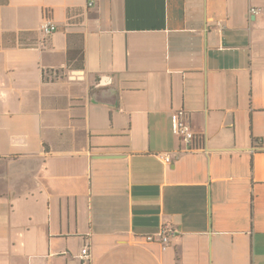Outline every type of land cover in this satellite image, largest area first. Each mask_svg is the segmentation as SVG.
Segmentation results:
<instances>
[{
	"label": "crops",
	"instance_id": "obj_1",
	"mask_svg": "<svg viewBox=\"0 0 264 264\" xmlns=\"http://www.w3.org/2000/svg\"><path fill=\"white\" fill-rule=\"evenodd\" d=\"M179 110L202 150H182ZM85 246L92 264H264V0L0 5V264Z\"/></svg>",
	"mask_w": 264,
	"mask_h": 264
},
{
	"label": "built area",
	"instance_id": "obj_2",
	"mask_svg": "<svg viewBox=\"0 0 264 264\" xmlns=\"http://www.w3.org/2000/svg\"><path fill=\"white\" fill-rule=\"evenodd\" d=\"M93 1L90 2L92 4ZM253 13L257 11L256 8H252ZM57 29V25L52 22L50 19H45L41 25V31L43 35L48 36L52 34ZM60 73H50L47 74L46 78L55 79L60 78ZM174 130L175 133L178 135L179 140L181 142L182 150L185 151H198L203 149L204 140L201 134H198L191 124L187 120V113L184 110H179L176 112L174 117ZM160 157H163L166 162H170L173 157L167 153L164 156L161 154ZM178 235V230L173 227L172 225H165L161 231L159 232L160 241L163 245L170 244L172 238ZM147 240H154L153 235H148ZM82 264H92L91 261V253L89 251V247L85 246L82 249Z\"/></svg>",
	"mask_w": 264,
	"mask_h": 264
},
{
	"label": "trees",
	"instance_id": "obj_3",
	"mask_svg": "<svg viewBox=\"0 0 264 264\" xmlns=\"http://www.w3.org/2000/svg\"><path fill=\"white\" fill-rule=\"evenodd\" d=\"M5 3H7V0H0V5L1 4H5ZM11 38H14V36H12ZM78 61H82V57H80L79 59H77ZM55 79H57V78H55ZM52 80H54V79H52Z\"/></svg>",
	"mask_w": 264,
	"mask_h": 264
}]
</instances>
